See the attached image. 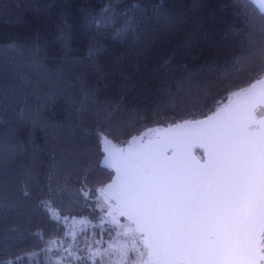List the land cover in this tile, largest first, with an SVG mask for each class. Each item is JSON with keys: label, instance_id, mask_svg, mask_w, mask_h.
I'll list each match as a JSON object with an SVG mask.
<instances>
[{"label": "trees", "instance_id": "trees-1", "mask_svg": "<svg viewBox=\"0 0 264 264\" xmlns=\"http://www.w3.org/2000/svg\"><path fill=\"white\" fill-rule=\"evenodd\" d=\"M134 2L141 5L136 24L118 35L123 13ZM106 7L113 14L102 24ZM239 7L238 17L232 0H0V255L34 252L42 241L54 239L52 252L19 264H56L57 250L72 240L64 217L99 223V209L78 190L86 186L102 202L95 189L106 187L114 171L102 165L95 137L66 156L67 142L93 126L85 117L76 127L77 105L66 103L70 96L78 100L87 89L105 104L139 113L142 119L111 138L120 146L156 127L204 118L211 114L208 108L222 107L234 92L261 78L258 58L249 52L264 46V11L252 0H241ZM90 47L96 49L93 56ZM223 71L230 73L231 86L221 89L213 82ZM181 81L185 90L193 89L194 99L199 88L211 87L208 107L197 105L180 115L160 108ZM197 153L203 156L200 149ZM33 169L42 184L52 172L56 195L25 184L24 174ZM38 230L40 239L34 235ZM85 237L96 241L101 228L88 225L77 232V239ZM83 247L76 252L82 255Z\"/></svg>", "mask_w": 264, "mask_h": 264}, {"label": "snow or ice", "instance_id": "snow-or-ice-1", "mask_svg": "<svg viewBox=\"0 0 264 264\" xmlns=\"http://www.w3.org/2000/svg\"><path fill=\"white\" fill-rule=\"evenodd\" d=\"M240 3L241 0H232L238 17L243 12ZM139 9L141 5L135 2L125 9L124 26L118 35L131 31ZM102 11L104 16L98 22L107 24L113 9L106 7ZM95 53L96 49L90 47L89 55ZM249 55L258 58L262 77L250 88L234 92L235 99L229 98L223 107L208 108L211 114L206 118L176 123L160 140L139 147L130 145L127 150L113 144L111 138L142 119L139 113L105 104L87 89H82L78 100L71 96L67 99L66 103L77 105L76 127H82L85 117L92 120L93 126L84 131L81 139L67 142L66 156L78 151L88 138L95 137L101 146L102 165L114 167L117 172V179L111 184L95 189L103 197L102 202L86 186L78 190L85 201L92 202L93 209H99L96 216L99 223L93 227L101 228V239L81 248L83 254L75 256V260L80 264H264V90L256 92L257 84H264V46L253 48ZM229 75L227 71L220 72L213 83H219L221 89L228 88ZM197 93L199 98L194 99L193 89L185 90L181 81L159 102L160 108L180 115L197 105L208 107L213 99L211 87L199 88ZM3 99L0 92V108ZM192 115L195 117V112ZM196 147L203 149L200 159L192 155ZM51 158L55 160V151ZM47 175L48 181L42 184L36 170H29L24 174L25 184L37 193L47 189L49 196L56 195L50 183L52 172ZM39 206L46 207L43 199ZM118 216L124 217L128 224L120 225ZM105 223L124 228L125 236L138 234L139 246L133 239L130 248L125 245L117 250L118 260H109L112 254L99 247L103 232L108 231L109 235L112 232L101 227ZM41 232L38 230L34 235L40 239ZM68 235L65 230L64 236ZM55 242L42 241L38 250L23 255H0V264H19L32 255L52 252L51 245ZM70 247L64 246L63 250L72 257Z\"/></svg>", "mask_w": 264, "mask_h": 264}, {"label": "rangeland", "instance_id": "rangeland-1", "mask_svg": "<svg viewBox=\"0 0 264 264\" xmlns=\"http://www.w3.org/2000/svg\"><path fill=\"white\" fill-rule=\"evenodd\" d=\"M54 215L59 217V215L56 213ZM106 220L110 221L111 217H107ZM117 220H118L120 225L126 226L128 224V222L124 218L117 217ZM66 221L68 222V224L70 226V229H71L70 235L72 236V240L67 245L71 246L70 247L71 251L73 249V251H72L73 256L69 257V255L63 249L57 250L59 258L57 259L56 264H68V262H69L68 260L74 259L75 256L80 255L79 253L76 252V250H78L80 245L85 247L88 243L92 242V241H90V238H87V237H85L83 240L77 239L76 235H77V232L81 231L84 227H87L88 225H93L95 223H92V222L90 223L89 221H82L79 219H67ZM102 226H108V227L114 229V231L111 235H109V236L103 235V241L105 242V245H103V246L101 244L99 245V247L101 248L102 251L104 249H108V252L112 254V255L108 256L109 260H112V259L118 260L120 258V253L117 250L120 249L121 247L125 246V245L130 248L132 245L133 239L136 240V243L139 246L140 240H139L138 234L130 233L128 236H125V235H123V232L125 231V229L124 228H117L112 223H105ZM117 233H120V234L118 235ZM100 239H101V237L96 238L95 240H100ZM109 245H111L112 247L109 248ZM60 257H64V258L66 257L68 259L67 260L60 259ZM145 260L147 261V257H145Z\"/></svg>", "mask_w": 264, "mask_h": 264}, {"label": "water", "instance_id": "water-1", "mask_svg": "<svg viewBox=\"0 0 264 264\" xmlns=\"http://www.w3.org/2000/svg\"><path fill=\"white\" fill-rule=\"evenodd\" d=\"M252 1H254L263 11H264V7H262V5H264V0H252ZM262 78V77H261ZM260 78V79H261ZM253 83H256V81L255 82H253ZM252 83V84H253ZM251 87V84L249 85V86H247V87H245V88H250ZM245 88H243V89H245ZM242 89H240V90H238L237 92H239V91H241ZM262 90H264V84H257V88H256V92L257 93H259L260 91H262ZM232 99H235V97H233L232 96ZM229 103V101L226 103V104H228ZM225 104V105H226ZM224 106V105H223ZM222 106V107H223ZM204 118H206V117H204ZM204 118H200V119H204ZM184 121H182V122H179V123H183ZM175 126V124H172V125H168V126H160V127H156V128H154V129H152V130H150L149 131V133H144V134H141V135H138V136H136V137H133L132 139H130L129 141H128V143H126V144H124V145H117L119 148H122L123 150H127L128 148H129V146L131 145L132 147H139L140 145H143V144H145V143H147L148 141H153V142H155V141H158V140H160L161 138H163L165 135H166V133H167V131H168V129H170V128H172V127H174ZM112 143L113 144H115L113 141H112ZM198 149H200L201 151H202V153H203V149H201V148H198V147H196V148H193L192 149V155L194 156V157H196L197 159H200L201 158V156H199L198 155V153H197V150ZM170 154V153H169ZM108 168H110V167H108ZM110 169H112L113 171H114V176H113V178H112V180H111V182L109 183V184H111L114 180H116L117 179V172H116V169L114 168V167H111ZM108 184V185H109ZM107 187V186H106ZM118 217H121V216H118ZM121 218H124V217H121ZM125 219V218H124ZM126 220V219H125ZM127 221V220H126ZM134 227V226H133ZM149 264H150V262H149Z\"/></svg>", "mask_w": 264, "mask_h": 264}, {"label": "built area", "instance_id": "built-area-1", "mask_svg": "<svg viewBox=\"0 0 264 264\" xmlns=\"http://www.w3.org/2000/svg\"><path fill=\"white\" fill-rule=\"evenodd\" d=\"M101 245H102V246L105 245L104 242H102Z\"/></svg>", "mask_w": 264, "mask_h": 264}]
</instances>
